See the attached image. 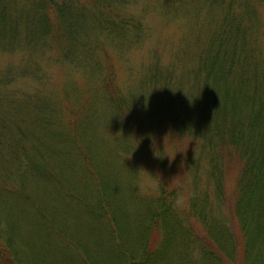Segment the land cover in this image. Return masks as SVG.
<instances>
[{
    "label": "rangeland",
    "instance_id": "374dc122",
    "mask_svg": "<svg viewBox=\"0 0 264 264\" xmlns=\"http://www.w3.org/2000/svg\"><path fill=\"white\" fill-rule=\"evenodd\" d=\"M2 2L0 260L126 264L130 258L141 261L150 246L160 258L157 264H218L202 239L211 220L220 242L215 244L220 250L229 246V224L211 165L205 156L194 157L198 170L188 167L179 175L178 158L192 144L186 140L180 146L173 133L171 139L158 136L148 124V141L163 153L160 161L151 157V168L113 107L105 80L111 69L131 113L146 121L147 106L155 102L142 78L151 63L174 62V75H184L208 51L209 38L222 29L221 17L229 11L251 27L247 47L262 75L250 85L241 78L231 86L243 94L259 90L264 0H0V16ZM177 85L187 95L195 87L190 79ZM76 115L73 135L67 121ZM84 152L94 173L83 162ZM24 161L35 163L34 171ZM141 167L158 174L143 193L134 183ZM159 180L176 188L166 199ZM224 185L232 193L234 176H226ZM5 221L13 225L14 239L1 226Z\"/></svg>",
    "mask_w": 264,
    "mask_h": 264
},
{
    "label": "trees",
    "instance_id": "16d2710c",
    "mask_svg": "<svg viewBox=\"0 0 264 264\" xmlns=\"http://www.w3.org/2000/svg\"><path fill=\"white\" fill-rule=\"evenodd\" d=\"M2 3L0 25L6 21L5 3ZM109 12L114 11L110 9ZM221 22L224 25L222 29L212 34L207 42L208 51L198 55L196 65L184 75H174L177 65L174 62L162 65L158 59L151 63L150 71L142 78L145 89L152 93L155 102L151 108L147 106L150 113H146V121L131 113V105L126 103L120 93L115 77L110 73L111 69L108 70L105 87L113 107L134 133L138 147L149 158L151 168L155 163L151 157L156 155L154 157L160 161L163 153L148 141V124H152L158 136L170 134L171 139L173 133L174 142L178 145L181 146L186 140L192 144L187 155L178 158L179 175L188 167L191 171L198 170L200 161H194V157L205 156L211 165L217 189L223 197L229 224V234L226 233L229 246L220 250L215 244L220 242L215 237L211 220H206L208 230L202 239L218 257V264H264V85L258 86L259 90L252 91L250 88L247 94L240 93L239 86H231L234 80L239 81L241 78H246L250 85V82L262 79V75L255 70V62H252L255 52L247 47L252 34L251 27L242 24L240 15L234 17L229 11L221 17ZM178 60L182 61V58ZM237 69L238 74L235 73ZM189 79L195 84L190 95L183 92L180 85L173 87V84L185 85ZM67 123L72 128L70 133L75 135L79 127L78 116H69ZM90 158L84 152L83 162L94 173ZM25 163L34 171L35 163ZM26 173L24 169L19 174ZM226 176H234L232 193L225 190ZM158 182L165 199L175 192L176 188L166 185L164 181ZM22 196L26 194L22 193ZM85 205L92 209L88 201H85ZM39 220L43 222L44 217L41 216ZM231 222L235 225L233 228ZM156 224L158 222H154L151 227L154 228ZM1 226L9 228L8 239L15 238L12 236V224L7 221ZM150 248L143 250L141 261L130 258L126 264H157L160 258ZM3 263L12 264L5 257L0 260V264Z\"/></svg>",
    "mask_w": 264,
    "mask_h": 264
},
{
    "label": "clouds",
    "instance_id": "9594fccd",
    "mask_svg": "<svg viewBox=\"0 0 264 264\" xmlns=\"http://www.w3.org/2000/svg\"><path fill=\"white\" fill-rule=\"evenodd\" d=\"M135 172L136 175L134 177V183L140 189L141 193H143L151 185V183L156 180V177L158 175V174L154 175L153 173H151L150 171H148L143 167L137 169Z\"/></svg>",
    "mask_w": 264,
    "mask_h": 264
}]
</instances>
